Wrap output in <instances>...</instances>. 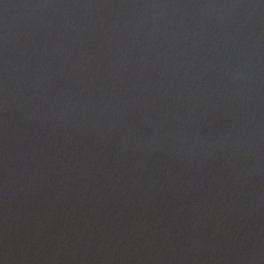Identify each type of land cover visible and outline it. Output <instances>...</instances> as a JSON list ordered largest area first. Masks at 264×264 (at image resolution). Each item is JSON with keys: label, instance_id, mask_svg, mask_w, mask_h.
Returning <instances> with one entry per match:
<instances>
[{"label": "water", "instance_id": "95a60500", "mask_svg": "<svg viewBox=\"0 0 264 264\" xmlns=\"http://www.w3.org/2000/svg\"><path fill=\"white\" fill-rule=\"evenodd\" d=\"M0 264H264V0H0Z\"/></svg>", "mask_w": 264, "mask_h": 264}]
</instances>
